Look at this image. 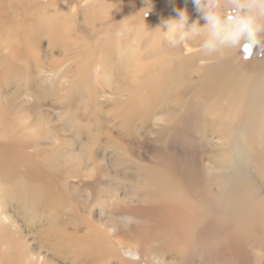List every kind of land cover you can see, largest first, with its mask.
Returning a JSON list of instances; mask_svg holds the SVG:
<instances>
[{
  "label": "bare ground",
  "instance_id": "1",
  "mask_svg": "<svg viewBox=\"0 0 264 264\" xmlns=\"http://www.w3.org/2000/svg\"><path fill=\"white\" fill-rule=\"evenodd\" d=\"M204 2L208 4L212 0ZM143 4L114 1L111 14L101 11L85 31L82 24L86 17L78 18L76 23L69 14L51 8V4L39 6L35 0H0V80L6 83L11 76H18V62L34 76L36 87L51 84L53 89L66 91L69 83L85 76L92 82L93 101L99 102L98 97L104 92L114 95L109 104L117 116H139L144 125L157 112H164L161 120L166 123L163 131L167 135L183 121L178 110V93L193 85L191 97L216 109L214 115L204 117L207 120L203 128L198 126L199 137L210 133L214 124L212 135L223 140H231L242 131L250 142L264 136V58L253 54L249 59L243 49L224 48L208 54L201 48L190 51L184 44L172 47L157 27L163 20L176 17L177 9L194 6L192 0L183 8H152ZM197 21L200 26L206 23L203 18ZM98 23L103 26L101 32L96 28ZM124 25L138 30L139 48L131 54L121 52L119 39ZM64 35L68 44L60 50L62 41L57 39ZM4 49L9 52L5 53ZM44 69L51 71V75H42ZM84 71L89 74L80 75ZM12 94L9 92L5 98ZM123 94L124 100L120 99ZM104 104L109 107L108 103ZM0 114L4 115L0 116V237H7L4 241L0 239V264H97L100 261L139 264L136 255L145 264H177L176 259L149 257L155 239L173 238L174 233L163 223L171 213L166 206L136 207L133 212L145 216L150 224L127 234L123 231V235L118 226L100 222L96 212L89 213L82 200L64 188L69 184L68 170L81 169L85 162L77 157L68 166L55 168V160L63 157L68 148L60 145L57 151L44 155L38 152L33 137L11 133L16 120L8 119V109H1ZM27 123H34V118L22 122L26 126ZM261 148L264 151V139ZM67 156L64 158L69 160ZM107 165L108 160L104 163L101 156L88 172L98 175ZM218 168L229 177L224 165L220 163ZM230 176L234 177V173ZM262 182L252 181L249 193L244 195L250 204L246 210H251V220L260 218L261 224L264 223ZM95 185L106 192L114 187V182L107 184L103 178L95 181ZM84 195L87 198L89 194ZM174 216L175 222L173 216L168 221L180 226V221L190 220L185 212ZM107 218L111 220L110 216ZM160 223L162 227H153ZM31 242L36 246L32 247Z\"/></svg>",
  "mask_w": 264,
  "mask_h": 264
},
{
  "label": "rangeland",
  "instance_id": "2",
  "mask_svg": "<svg viewBox=\"0 0 264 264\" xmlns=\"http://www.w3.org/2000/svg\"><path fill=\"white\" fill-rule=\"evenodd\" d=\"M35 1L39 6L51 4V8L69 14L76 23L78 18L86 17L82 24L85 31H88L90 22L99 18L101 11L111 14L112 2H121ZM122 1L137 6L145 5L144 2L152 8H183L191 0ZM186 11L189 18H196V21L202 18L194 6L188 7ZM193 21L189 19V23ZM96 28L101 32L103 26L98 23ZM122 30L119 39L121 52L131 54L139 48L136 40L138 30L130 25H124ZM65 39V35L57 39L62 41L60 50H64L68 44ZM158 39L161 41L160 37ZM183 44L190 51L201 48L198 38ZM4 52L9 51L4 49ZM16 65L19 67L18 76H11V80L6 83L0 80V110L8 109V119L11 121L15 117L16 120V123H12L14 129L11 133L29 139L33 137L38 152L44 155L57 151L60 145L68 148L63 157L55 160V168L62 164L68 166L77 157L85 162L81 169L68 170L66 181L69 184L64 188L78 197L79 201L82 200L81 204L87 206L89 213L93 211L95 215L96 212L95 217L100 222L118 226L122 234L123 231H127V234L150 224L145 216L133 212L136 207L166 206L174 217L171 216L173 222L177 219L174 215L180 212H185L190 220L180 221V226L172 220L171 223L168 221L170 215L165 217L167 219L163 218L164 226L174 233L173 238L155 239L149 257L176 259L177 264H264V223L261 224L260 218L251 220L252 212L246 210L250 204L244 196L249 193L250 184L255 179L263 180L264 191V151H260L264 136L250 142L245 131H242L234 134L231 140H223L218 135H212L216 128L214 124L210 133L199 137L198 126L203 128L207 120L204 117L214 115L216 109L191 97L193 85L178 93V110L183 114V121L167 135L163 131L166 123L161 120L164 112H157L153 119L142 125L139 116L126 118L114 114L109 104L114 95L110 92L101 94L99 102L93 101L92 82L85 76L77 82L69 83L71 85L68 90L58 91L51 88V84L45 88L36 87L34 76L25 69L24 64L18 62ZM45 73L51 75L47 69L41 72L42 75ZM86 74L89 73L84 71L80 75ZM9 92L13 94L6 99L5 95ZM125 97L123 94L120 99L124 100ZM104 103H108L109 107ZM33 118L34 123H27V126L22 124L23 120L31 121ZM155 130L162 134H154ZM41 147L44 148L42 151ZM253 150L260 152L255 151V154ZM101 156L104 163L108 160L109 165L98 175L88 172L92 165L100 161ZM220 163L230 178L221 173L222 168H218ZM233 173L234 177L231 178ZM217 176L223 178V181ZM103 178L107 184L114 182V187L106 192H101L95 185V181L99 182ZM83 192L89 194L87 198ZM160 226L163 224L153 225L154 228ZM5 237L3 235L0 239L4 241ZM30 244L36 246L33 242ZM135 257L136 262L145 264L139 255ZM97 264H103V261Z\"/></svg>",
  "mask_w": 264,
  "mask_h": 264
},
{
  "label": "clouds",
  "instance_id": "3",
  "mask_svg": "<svg viewBox=\"0 0 264 264\" xmlns=\"http://www.w3.org/2000/svg\"><path fill=\"white\" fill-rule=\"evenodd\" d=\"M197 12L206 21L189 23L186 9H177V16L158 26L163 38L172 47L192 39L200 40V47L211 54L220 49H243L247 58L253 54L264 58V0H192Z\"/></svg>",
  "mask_w": 264,
  "mask_h": 264
},
{
  "label": "snow or ice",
  "instance_id": "4",
  "mask_svg": "<svg viewBox=\"0 0 264 264\" xmlns=\"http://www.w3.org/2000/svg\"><path fill=\"white\" fill-rule=\"evenodd\" d=\"M247 51H248L247 46H245V52H247Z\"/></svg>",
  "mask_w": 264,
  "mask_h": 264
}]
</instances>
